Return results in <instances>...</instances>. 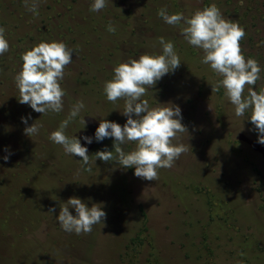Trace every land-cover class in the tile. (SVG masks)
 Segmentation results:
<instances>
[{
  "label": "rangeland",
  "instance_id": "obj_1",
  "mask_svg": "<svg viewBox=\"0 0 264 264\" xmlns=\"http://www.w3.org/2000/svg\"><path fill=\"white\" fill-rule=\"evenodd\" d=\"M93 2L39 0L33 14L24 0H0V27L9 43L0 55V264H264V145L257 142L250 110L236 117L224 89L212 93L221 77L200 62L202 50L184 40L183 22L171 26L158 16L166 8L169 15L190 17L215 4L244 28L241 48L261 67L253 86L260 92L264 0H106L100 12L90 11ZM161 37L174 43L181 64L142 99L150 109L180 107L188 133L173 143L189 145V151L172 168L159 169L157 181L99 159L86 171L81 158L65 154L50 134L82 100L85 107L65 134L80 139L90 157L105 148L114 151L112 138L95 140L96 128L101 119L123 126L127 117L121 114L124 100L107 101L104 83L119 63L162 54ZM42 41L74 50L59 81L65 96L58 114L42 115L18 102L14 77L21 54ZM22 117H30L27 125ZM33 123L42 127L30 138L24 129ZM123 147L131 151L135 144ZM70 197L89 208L99 204L104 225H94L89 234L62 230L56 217Z\"/></svg>",
  "mask_w": 264,
  "mask_h": 264
},
{
  "label": "clouds",
  "instance_id": "obj_2",
  "mask_svg": "<svg viewBox=\"0 0 264 264\" xmlns=\"http://www.w3.org/2000/svg\"><path fill=\"white\" fill-rule=\"evenodd\" d=\"M24 5L27 11L38 14L39 0H24ZM106 6V0H94L90 11L100 12ZM158 16L171 26H180L183 22L181 35L184 40L202 50L200 62L210 66L211 71L221 77L216 86L211 85L212 93L222 87L227 100L234 106L236 117H243L250 110L248 119L259 134L257 142L264 145V89L257 92L253 88L260 79L261 67L255 59H246L243 55L240 42L246 36L244 28L226 19L215 4L196 10L190 17L183 13L169 15L166 8H161ZM115 30L111 24L108 25L109 32L114 33ZM159 44L162 54H142L138 59L119 63L113 69V78L104 83L103 92L107 101L115 104L120 99L124 100L121 114L127 117L123 126L101 119L96 128L95 140L100 142L112 138L114 151L105 148L90 157L80 139L65 134L70 122L84 109L82 100L72 106L67 118L50 134L49 140L62 146L65 154L81 158L82 167L87 166L86 171H91L92 163L99 159L115 162L122 168H134L136 177L157 181L159 169L172 168L180 156L189 151V145L173 143L178 134L188 133L181 123L180 107L169 103L170 107L150 109L148 101L142 99L163 76L174 72L181 64L173 42L161 37ZM8 51L5 28L0 27V55ZM73 52L64 42L42 41L22 53V68L14 77L19 91L18 102L30 105L42 115L60 113L65 91L59 81L64 79V69L72 62ZM246 89L247 95H244ZM29 118L21 119L27 125ZM81 123L85 127L84 117ZM40 127L42 125L33 123L25 127L24 133L31 138L39 133ZM83 139L88 144L93 142L92 137L84 136ZM129 143L135 144V147L125 151L123 146ZM9 155L3 157L5 162ZM70 208L75 210L76 215L70 213ZM48 212H55V208H50ZM56 219L62 230L68 233L89 234L94 225L103 224L106 213L99 204L89 208L81 199L70 197L60 207Z\"/></svg>",
  "mask_w": 264,
  "mask_h": 264
}]
</instances>
